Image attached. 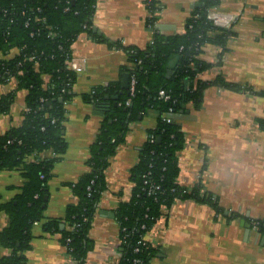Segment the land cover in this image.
I'll use <instances>...</instances> for the list:
<instances>
[{
    "label": "crops",
    "instance_id": "0c3cea01",
    "mask_svg": "<svg viewBox=\"0 0 264 264\" xmlns=\"http://www.w3.org/2000/svg\"><path fill=\"white\" fill-rule=\"evenodd\" d=\"M160 1L155 30L166 36L184 33L186 22L203 7L202 0ZM208 18L233 35L225 50L206 45L198 55L206 68L196 74L195 81L210 84L201 95L200 107L187 103L175 115L166 114L164 118H172L185 136V147L179 154L178 183L189 190L200 186L202 193L219 200L225 212L217 215L210 205L194 200L177 201L171 209L164 210L165 215L147 235L152 246L159 249L151 264H264V235L252 224L253 220L264 222V130L258 123L264 120V97L260 95L264 93V0H221ZM148 19L144 0H98L92 23L101 41L84 33L72 46L73 56L86 60V64L73 87V99L65 106L67 149L53 166L44 219L32 228V248L25 253L27 264L71 262L62 247L60 232L47 231L45 224L62 220L67 208L77 204L72 184L91 171L88 163L104 113L93 103L84 102L82 95L96 87L122 85L127 55L106 42L118 41L146 50L154 34L147 26ZM18 54L17 49L8 54L0 52V61ZM175 66L177 69L178 64ZM218 78L242 90L215 86ZM17 89L15 78L0 84V97ZM26 95V91L17 92L10 113L0 116V136L21 125ZM158 116L156 110L150 109L132 123L125 142L109 159L105 190L89 234L95 248L85 264H117L121 259L116 211L131 199V171L149 141L148 130L157 126ZM52 157L49 151L35 158ZM24 182L19 171L3 172L0 204L14 200ZM8 224L7 214L0 210V233ZM65 228L61 223V231ZM11 253L0 245V259Z\"/></svg>",
    "mask_w": 264,
    "mask_h": 264
},
{
    "label": "trees",
    "instance_id": "16d2710c",
    "mask_svg": "<svg viewBox=\"0 0 264 264\" xmlns=\"http://www.w3.org/2000/svg\"><path fill=\"white\" fill-rule=\"evenodd\" d=\"M97 1L0 0V52L19 50L13 59L0 61V84L14 78L18 83L16 92L0 97V116L10 113L17 92H27L21 125L0 136V175L19 171L25 180L14 200L0 204V210L9 218L8 226L0 233V245L12 251L10 256L0 259V264H27L25 253L32 248V228L44 219L48 181L54 164L67 149L65 106L74 97L73 87L78 78L68 69L67 61L72 58V46L80 35L85 33L92 40L101 41L92 23ZM160 2L144 0L148 11L160 10ZM202 3L203 7L186 22L184 33L160 34L155 30L159 16L149 17L147 26L154 34L146 50L118 41L106 42L113 50L127 55L128 65L122 72L135 77V93L130 95V84L128 90L115 84L96 87L82 95L84 102L93 103L104 113L88 163L91 171L72 184L77 204L67 208L62 220H49L45 224L47 231L60 232L62 247L73 264H85L95 248L89 234L105 190L109 159L125 142L130 125L150 109L159 114L156 128L148 130L155 141H148L141 149L138 163L131 171L134 184L131 199L116 211L122 242L117 264H151L159 249L144 238L165 215L164 210L171 209L177 201L194 200L210 205L217 215L225 212L219 200L202 193L200 186L189 190L178 183L179 154L185 147V136L180 125L164 118L172 104L158 98L162 90L172 95L177 100L173 105L176 113L187 103H193L196 109L200 107L201 95L210 84L195 81L196 74L206 68L198 55L206 45L225 50L233 35L208 18L210 10L219 7L221 0ZM173 56H179L180 61L175 72L167 76V65ZM214 85L241 89L223 78H218ZM260 95L264 97V93ZM114 96H119L117 102L112 100ZM129 100L130 105L126 106ZM258 123L264 130V120ZM49 151L54 154L51 159L35 158ZM61 223L66 227L63 231ZM252 224L264 235L262 220H253Z\"/></svg>",
    "mask_w": 264,
    "mask_h": 264
},
{
    "label": "built area",
    "instance_id": "2783aa9c",
    "mask_svg": "<svg viewBox=\"0 0 264 264\" xmlns=\"http://www.w3.org/2000/svg\"><path fill=\"white\" fill-rule=\"evenodd\" d=\"M218 7H215L211 10H216ZM159 13V9H156L155 11H149V17H153V16H157ZM35 58H33L34 60ZM85 64H86V60H80L78 58H75L74 56H72V58L70 60L67 61V67L69 70H71L72 72H74L75 74H80L84 71L85 68ZM135 86H136V79L134 76L130 77V95L133 96L135 93ZM158 98L166 103H171L172 106L169 108L167 114L169 116H173L176 114L174 106L177 103V100L173 99L172 95H170L169 93L165 92V91H160ZM130 105V100L126 103V106ZM168 122H173L172 118L170 119H166ZM149 141L151 143H153L155 141L154 136H149ZM150 233V232H149ZM148 233V234H149ZM147 234V235H148ZM147 235L144 238L145 242H149L147 239ZM121 240H120V246H121ZM69 264H73V261L71 260V262Z\"/></svg>",
    "mask_w": 264,
    "mask_h": 264
},
{
    "label": "water",
    "instance_id": "95a60500",
    "mask_svg": "<svg viewBox=\"0 0 264 264\" xmlns=\"http://www.w3.org/2000/svg\"><path fill=\"white\" fill-rule=\"evenodd\" d=\"M179 61H180V57L179 56H173V57L170 58V60L168 62V65H167V76H171L174 73V71L176 69V66H177V65L175 66V64L176 63L178 64ZM129 84H130V75L129 74H126L124 76L123 80H122V85H121L122 90H128ZM118 99H119V96L112 97V100L113 101H116L117 102ZM48 200H49L48 197L45 198V201L46 202H48ZM44 208H45V206H44ZM110 215H111V217H115L113 214H110ZM62 227H64V226H62ZM248 232L249 231H247V234H248ZM262 244H264V237L262 239Z\"/></svg>",
    "mask_w": 264,
    "mask_h": 264
}]
</instances>
